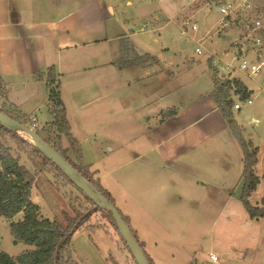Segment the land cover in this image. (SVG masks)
Wrapping results in <instances>:
<instances>
[{
  "label": "rangeland",
  "instance_id": "obj_1",
  "mask_svg": "<svg viewBox=\"0 0 264 264\" xmlns=\"http://www.w3.org/2000/svg\"><path fill=\"white\" fill-rule=\"evenodd\" d=\"M132 1L128 6L123 0L120 6L125 9L127 19L130 17L129 33L134 31L135 34L129 43L138 44L143 52L154 56L156 69L163 72L162 76L169 77V91L174 90L169 92V111L180 104H189L213 87L214 73L209 67V63H215L213 58L218 63L213 67L219 74L241 78L251 88L250 104L246 99L233 96L240 108L232 107V114L246 130L243 131L245 139L249 141L251 137V145L257 147L255 173L259 182L248 200L254 207H263L264 0H249L253 6L251 11L262 22L258 32L263 39L258 45L254 39L246 38L238 19L218 31L217 21L221 16L218 3L224 0ZM192 25L196 28L192 29ZM195 48L200 52H195ZM238 48L249 64L258 65L255 74L238 69L240 60H233ZM229 63L233 66L230 73L224 70ZM40 99L38 96L37 101ZM46 104L37 112L36 123L31 116L26 121L29 127L34 123V128L44 137L43 128L49 123L46 124L45 118L51 115ZM160 116L157 118L161 119ZM127 126L132 129L125 133V138L110 143L145 149L148 143L140 139L144 133L134 130L131 122ZM198 129L199 125H192L178 136H168L169 164L160 162L162 165L155 168L153 174L148 171L151 175L144 178L143 171L134 174L141 166L132 163L118 172L124 177L128 175L120 181L125 187L114 179L101 182L112 194L114 205L126 218L129 228L136 236L135 226L141 230V237L137 238H145L143 247L153 258V264H264V216L251 218L241 199L243 150L228 130L209 136L206 131L196 132ZM16 133L31 143L26 134ZM191 134L199 135L195 137L200 138L201 144L196 150L178 155L176 147L182 140L192 138ZM62 142L68 146L66 140ZM6 144L17 151L9 138ZM102 150H105L104 144ZM68 154L72 157L70 151ZM19 155L20 163L36 173L30 200L39 207L43 217L62 222L64 212L73 215V210L90 207L82 194L55 170L48 166L36 167L27 158L29 153L22 151ZM102 212L108 213L107 210L97 211L90 217L89 223L96 226H82L74 232L70 241L74 260L78 264H133L131 255L122 248L118 234ZM29 248L31 246L13 242L9 221L0 215V251L16 255Z\"/></svg>",
  "mask_w": 264,
  "mask_h": 264
},
{
  "label": "crops",
  "instance_id": "obj_2",
  "mask_svg": "<svg viewBox=\"0 0 264 264\" xmlns=\"http://www.w3.org/2000/svg\"><path fill=\"white\" fill-rule=\"evenodd\" d=\"M122 1L0 0V78L6 99L28 119L34 117L36 123L37 112L46 104L48 87L45 80L35 75L53 67L58 74L59 94L71 135L79 143L83 163L95 171L103 188L101 181L105 179H114L125 187L120 181L128 175L124 177L118 172L132 163L141 166L134 169V174L143 171V178L153 174L162 165L160 162L169 164V137L178 136L192 125H199L196 132L206 131L209 136H217L224 129L232 132L209 95L213 87L189 104H180L173 109L175 114L169 116L167 101L169 92L174 90L169 91V77L156 69L157 60L146 65H120L122 39L127 37L130 41L135 35L134 31L129 33L130 17L127 19L125 9L120 7ZM132 3L125 0L128 6ZM129 45L138 55L148 53L136 43ZM213 62L217 66L215 58ZM237 79L251 95V88ZM38 96L42 98L39 101ZM159 115L161 119L157 118ZM45 119L47 124L52 115ZM130 122L134 130L144 133L140 139L148 143L145 149L110 143L125 138V133L132 129L127 126ZM243 131L246 132L244 127ZM195 136L199 135L182 140L176 147L178 155L197 149L201 141ZM248 139L252 141L251 137ZM62 147L75 159L69 144L64 146L62 142ZM134 229L141 237V230L137 226ZM144 239L137 238L143 250Z\"/></svg>",
  "mask_w": 264,
  "mask_h": 264
},
{
  "label": "trees",
  "instance_id": "obj_3",
  "mask_svg": "<svg viewBox=\"0 0 264 264\" xmlns=\"http://www.w3.org/2000/svg\"><path fill=\"white\" fill-rule=\"evenodd\" d=\"M253 14L255 15L256 13L253 11L252 15ZM155 61L156 58L148 53L136 54L130 47L127 37L122 39L120 65H146ZM209 67L213 68L214 73L213 88L209 95L215 99L219 112L225 119L228 127L232 130L233 135L243 150L242 203L251 218L262 217L264 216V205L259 208L254 207L248 200L251 192L255 190L259 182V177L255 173L257 147H253L251 142L245 139L243 136V127L234 120L232 114V107H234L235 104L233 96L236 95L239 99H247L250 92L239 79L232 78L224 73L219 74L212 63H209ZM35 77L46 81L48 87L47 104L52 115V120L48 123V126L43 128L46 137H44L36 127L34 128L35 132L45 142L63 155L87 181L114 205L111 194L101 186L99 179L95 177V171L90 170L89 166L82 161L79 143L71 135L65 106L59 94L57 72L53 67H49L45 71L38 72ZM0 111L24 124H26L28 119L27 115L16 106L8 103L5 96L4 82L1 78ZM173 114H175V110H170L169 115ZM8 138L12 140L15 145V150L17 151H14L13 147L6 144ZM63 138L67 140L75 159H71L67 155L66 149L62 147ZM22 151L26 153V155L29 153L27 158L31 160L36 167L48 166L55 170L82 194L86 202L90 203V207L82 211L73 210V215L64 212L62 222L43 217L39 212V207L30 200L31 189L36 173L30 171L25 165L20 163L19 154ZM97 211L103 210L94 208V203L32 143L23 139L15 131L0 125V215L9 221L13 242H20L31 246V248L16 255L0 251V264H78L72 255L70 247L71 238L74 232L82 226L91 228L96 226L93 223H89V220L91 215ZM102 213L118 234L123 244L122 248L127 250L131 255L109 214ZM18 215H21V217L18 220H14ZM122 217L128 225L126 218L123 215ZM97 224L100 225V222ZM132 233L136 238L135 233L133 231ZM138 243L142 247L139 241ZM145 255L149 264H153L152 259L146 253ZM131 258L133 264H136L132 255Z\"/></svg>",
  "mask_w": 264,
  "mask_h": 264
},
{
  "label": "water",
  "instance_id": "obj_4",
  "mask_svg": "<svg viewBox=\"0 0 264 264\" xmlns=\"http://www.w3.org/2000/svg\"><path fill=\"white\" fill-rule=\"evenodd\" d=\"M0 125L9 130L26 134L30 138L31 143L44 156L50 159L64 173V175L94 203V208L108 211L111 220L114 222L118 233L126 243L136 264H149L142 247L139 245L137 239L115 205H113L111 201L87 181L63 155L45 142L34 129L24 123L14 120L1 111Z\"/></svg>",
  "mask_w": 264,
  "mask_h": 264
},
{
  "label": "built area",
  "instance_id": "obj_5",
  "mask_svg": "<svg viewBox=\"0 0 264 264\" xmlns=\"http://www.w3.org/2000/svg\"><path fill=\"white\" fill-rule=\"evenodd\" d=\"M253 6L251 5L249 0H224L218 3V10L221 14L220 18L217 21L218 31H220L223 27L228 24L233 23L238 19L240 21V25L242 29H244V33L246 38L254 39L255 44H261L262 37L259 36V30L262 27V22L256 14L251 15L253 11H251ZM192 29H195L196 26L192 25ZM247 34V35H246ZM195 52L199 53L200 49L195 48ZM240 60L238 69L245 70L248 74H255L258 71V65L249 64V62L242 56L241 48L233 55V60ZM233 69L232 64H226L224 66V70L230 73ZM247 103L250 104L252 100L250 98L246 99ZM234 108H240V105L236 102L234 104ZM32 122L35 123V118L32 117ZM34 123L31 124V128L34 129ZM213 259H216L214 254L210 255Z\"/></svg>",
  "mask_w": 264,
  "mask_h": 264
}]
</instances>
